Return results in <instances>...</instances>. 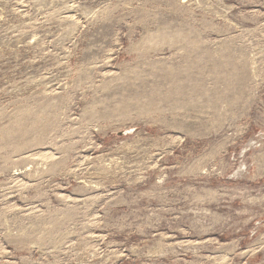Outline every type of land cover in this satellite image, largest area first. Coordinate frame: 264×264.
Masks as SVG:
<instances>
[{"label":"rangeland","instance_id":"obj_1","mask_svg":"<svg viewBox=\"0 0 264 264\" xmlns=\"http://www.w3.org/2000/svg\"><path fill=\"white\" fill-rule=\"evenodd\" d=\"M0 264H264V0H0Z\"/></svg>","mask_w":264,"mask_h":264},{"label":"water","instance_id":"obj_2","mask_svg":"<svg viewBox=\"0 0 264 264\" xmlns=\"http://www.w3.org/2000/svg\"><path fill=\"white\" fill-rule=\"evenodd\" d=\"M127 134H129V132H127V133H120L119 135L120 136H124V135H127Z\"/></svg>","mask_w":264,"mask_h":264},{"label":"bare ground","instance_id":"obj_3","mask_svg":"<svg viewBox=\"0 0 264 264\" xmlns=\"http://www.w3.org/2000/svg\"><path fill=\"white\" fill-rule=\"evenodd\" d=\"M253 250V249H252ZM253 253V252H252Z\"/></svg>","mask_w":264,"mask_h":264}]
</instances>
